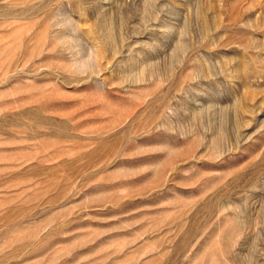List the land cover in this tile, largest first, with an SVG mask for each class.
Instances as JSON below:
<instances>
[{"label": "rangeland", "instance_id": "obj_1", "mask_svg": "<svg viewBox=\"0 0 264 264\" xmlns=\"http://www.w3.org/2000/svg\"><path fill=\"white\" fill-rule=\"evenodd\" d=\"M0 264H264V0H0Z\"/></svg>", "mask_w": 264, "mask_h": 264}]
</instances>
